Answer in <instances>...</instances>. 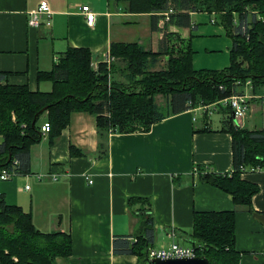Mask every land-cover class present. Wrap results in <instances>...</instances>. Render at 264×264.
<instances>
[{"label":"crops","instance_id":"crops-1","mask_svg":"<svg viewBox=\"0 0 264 264\" xmlns=\"http://www.w3.org/2000/svg\"><path fill=\"white\" fill-rule=\"evenodd\" d=\"M44 2L52 11L51 24L29 25L30 13ZM86 4L96 13L93 25L87 24L82 11ZM197 13L201 12L190 13L191 28L164 27L161 18L159 30L153 31L152 13L130 11L129 0H0V72H7L12 84L50 91L52 82L39 81L38 73L51 70L55 57L69 47L89 48L97 62L110 53L112 43L137 42L159 51L165 33L192 37ZM254 105L253 101L250 126L243 122L248 115L238 123L249 130L264 129V106ZM214 108L218 107L199 105L170 115L148 131L112 132L105 152L99 146L96 116L72 112L56 139L44 133L41 142L31 146L30 173L15 177L19 182L2 193L8 203L31 211L39 230L71 234L72 253L58 257V264H140L136 255L116 254L113 246L116 235L136 240L140 209L154 217L150 247L155 248L173 241L191 245L195 213L236 210L240 264H264V215L254 214L264 213V168L241 174L260 187L250 206L236 205L230 193L202 181L195 170H233V137L223 128L224 116H212Z\"/></svg>","mask_w":264,"mask_h":264},{"label":"trees","instance_id":"trees-1","mask_svg":"<svg viewBox=\"0 0 264 264\" xmlns=\"http://www.w3.org/2000/svg\"><path fill=\"white\" fill-rule=\"evenodd\" d=\"M249 5L258 9L251 10ZM129 9L152 13L153 31L159 30L161 18L164 27L191 28V12L218 14L220 24L233 40L231 66L224 70L196 69L189 38L187 50L179 49L177 55L171 54L165 69L147 73L148 63L155 64L160 55L174 53L168 51L167 39L173 35L168 32L162 39L163 48L157 52L146 50L137 42L112 43V57L130 59L138 68L141 66L139 71L146 75L144 88L137 93L127 91L123 85L107 89L106 79L111 68L100 62L98 70H94L92 52L86 47H69L57 57L51 70L39 71V81L52 82L50 91L12 84L7 79L8 73L0 72V169L17 159L19 174L30 173V149L43 139V124H50L48 134L53 141L70 123L72 112L84 111L96 116L99 146L105 152L108 135L112 132L148 131L152 124L170 115L199 105L217 104V107L221 100L242 92L239 87L248 80L255 92L264 87V0H129ZM166 11L169 12L167 20ZM160 92L170 96L171 108L167 113L155 101L154 96ZM222 109L223 128L233 137V170L205 172L202 166H197V172L202 181L230 193L236 205L250 206L260 187L243 179L241 174L243 168H264V129L241 127L230 105ZM135 122H142L144 127L130 128V123ZM139 212L141 229L136 240L129 235H116L113 246L116 254H134L140 264H145L148 249L154 242L155 225L152 213L145 209ZM236 212L195 213L192 236L205 244L203 247L193 241L198 256L207 257L212 264H240L242 253L235 245ZM254 214L260 218L264 215L262 212ZM71 253L69 232L39 230L31 211L8 203L5 193L0 192L1 264H58V257H68Z\"/></svg>","mask_w":264,"mask_h":264},{"label":"rangeland","instance_id":"rangeland-1","mask_svg":"<svg viewBox=\"0 0 264 264\" xmlns=\"http://www.w3.org/2000/svg\"><path fill=\"white\" fill-rule=\"evenodd\" d=\"M249 9H258L254 7L253 5H249ZM258 13V12H257ZM257 17H260L257 15ZM252 18V14L249 15V19ZM212 19H214L217 23H213ZM236 19H238V16L236 15ZM193 20L196 21V24H198L197 28L192 29V37L190 35L187 36L186 39H181L180 34L172 35L170 39H168V42L171 43L170 46H168V51H174L168 52L167 54L160 55L157 59V62L155 64H152V62L148 63L147 73L155 72L163 70L167 67L168 60L170 58L171 54L178 53V50L181 49L184 51L187 50V44L190 38V42L192 45V48L194 50L193 54V66L198 70H224L231 66L232 62V55L231 50L233 48V40L231 36L227 33L225 28L220 24L219 16L218 14L214 12H201L197 13ZM184 47V48H183ZM166 49V48H165ZM157 52V51H153ZM56 58V57H55ZM114 60L111 63V71L108 73V77L106 79V82L108 83V88H111V86L114 85H123L126 87L127 91L129 92H141L144 88V79L146 75H144L141 71H139L138 66L127 59L125 60L122 56L113 57ZM129 63H131V67H129ZM91 66L94 70H98L97 61H91ZM99 66V64H98ZM246 85L240 86V91H248L251 92V89L245 88ZM258 91H264V87L259 89ZM110 93V91L108 90ZM155 101L162 105L161 110L164 112H168L171 108V105L167 103L168 97L165 93H157L155 96ZM255 99V100H254ZM253 101L256 103L257 106H264V95L252 98L250 100V106L247 112V117L243 119V122L246 123L247 127L250 126L249 121L251 118L254 119L253 115L250 113V109L252 107ZM256 105H254L256 107ZM222 106L225 107L223 103H220L217 107V109H213L212 116L214 117H223V109ZM202 112H200L201 114ZM253 113V112H252ZM109 114V112H108ZM110 116V115H109ZM251 116V117H250ZM199 117V116H198ZM257 116H255L256 118ZM131 127H135L138 129H141L144 127V124L142 122H135L130 123ZM129 124V125H130ZM1 136V135H0ZM249 168L246 169V171ZM251 169V168H250ZM197 172V169H195ZM245 171V170H243ZM16 179V178H15ZM13 181V180H12ZM10 180L8 181H1L0 180V191L5 192L8 187L11 186L12 183L19 182L18 178L12 182ZM192 243L198 242L201 246L205 247V244L201 243L200 241L196 240L191 236Z\"/></svg>","mask_w":264,"mask_h":264},{"label":"built area","instance_id":"built-area-1","mask_svg":"<svg viewBox=\"0 0 264 264\" xmlns=\"http://www.w3.org/2000/svg\"><path fill=\"white\" fill-rule=\"evenodd\" d=\"M82 11L84 13L86 22L88 25H93L96 21V13L93 11V9L90 7V5L86 4L83 5ZM47 16V18H44V16ZM165 20L169 17V12H164ZM51 17H52V11L47 3H42L40 7L30 13V17L28 20L29 25L31 26H41L42 24L50 25L51 24ZM164 22V21H163ZM58 58L56 57L55 60ZM114 58L108 53L104 59L100 62H104L110 67L112 61ZM100 62H97V68L98 64ZM246 87L251 89V92L248 91H242L240 93H235L220 102L224 105H230L232 107L233 117L235 119L243 118L247 115L249 106H250V100L252 98L258 97L257 93L253 91V84L250 80L246 82ZM245 87V88H246ZM215 106L217 104H214ZM202 107H208V105H201ZM42 130L44 133H48L50 130V124L48 122H45L42 126ZM18 165L19 162L17 159L12 161V163L9 166L2 167L0 169V180L1 181H8L12 180L15 177L19 176L18 171ZM197 169V168H196ZM247 168H243V170L246 171ZM253 170V168H251ZM38 178H43L44 175L38 174ZM51 178L57 179V174H50ZM87 180L90 184L93 183V179L90 175L86 176ZM29 187V185H27ZM196 248L195 246L191 245H182L178 242L173 241L170 245L166 247H150L148 249V257L150 259L153 258H171V257H184V256H196Z\"/></svg>","mask_w":264,"mask_h":264},{"label":"water","instance_id":"water-1","mask_svg":"<svg viewBox=\"0 0 264 264\" xmlns=\"http://www.w3.org/2000/svg\"><path fill=\"white\" fill-rule=\"evenodd\" d=\"M145 264H212L205 256H184L171 258H148Z\"/></svg>","mask_w":264,"mask_h":264}]
</instances>
